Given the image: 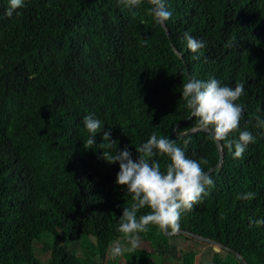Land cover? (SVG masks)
I'll return each mask as SVG.
<instances>
[{
    "label": "trees",
    "instance_id": "trees-1",
    "mask_svg": "<svg viewBox=\"0 0 264 264\" xmlns=\"http://www.w3.org/2000/svg\"><path fill=\"white\" fill-rule=\"evenodd\" d=\"M164 2L170 38L148 15L147 0L132 10L117 0H24L11 18L9 0H0V264H96L93 258L109 253L131 198L116 184L119 163H108L104 152L127 147L136 160L135 148L156 133L189 158L206 159V173L219 164L207 133H174L194 123L181 100L188 73L245 85L239 131L252 132L255 141L239 159L222 146L214 184L182 215L181 230L237 251L248 264H264V225L249 227V217L264 219V129L255 127L257 116L264 119V0ZM185 32L205 43L199 60ZM87 115L102 121L90 149ZM105 132L116 142L111 149L99 146L107 143ZM156 159L162 170L170 162ZM249 191L253 200L236 199ZM178 236L186 235L150 226L139 240L155 252L134 249L125 260L165 264ZM77 244L84 255L70 250ZM197 255L183 252L180 261L194 264ZM212 264L241 262L224 250L213 253Z\"/></svg>",
    "mask_w": 264,
    "mask_h": 264
},
{
    "label": "clouds",
    "instance_id": "clouds-1",
    "mask_svg": "<svg viewBox=\"0 0 264 264\" xmlns=\"http://www.w3.org/2000/svg\"><path fill=\"white\" fill-rule=\"evenodd\" d=\"M117 3L132 10L145 3V0H117ZM147 3L150 5L148 15L156 25L164 26L172 15L164 0H147ZM9 5L6 15L11 18L17 9L24 7V0H9ZM183 40L187 49L193 53L192 59L199 60L201 50L206 47L205 43L196 40L188 32L183 34ZM181 88V100L190 119L194 120L192 130L207 133L208 139L218 146L223 142L222 146L232 153L234 159L242 158L247 146L255 141L252 132L239 131L245 106L238 101L245 94V85L237 82L235 87H229L215 78L201 80L190 77ZM83 125L90 134L84 142V148L90 149L97 144L95 137L101 132L102 121L87 115L83 118ZM255 127L264 129V119L257 116ZM235 132H239L238 139L230 138ZM103 141L107 143L99 144L101 148L111 149L116 144L111 140L110 132L104 133ZM188 143L189 140L184 141L185 147ZM135 149L138 153L136 160L127 147L118 149L115 155L102 153V157H108V163H119L116 184L126 188V197L131 198L130 206H124L119 217L117 232L121 236L109 246L108 255L112 259L137 248L139 234L148 232L150 226H155L165 234L178 233L181 230L182 215L192 212L194 206L207 195V189L214 184L201 166L207 164V160L189 158L174 140L152 133L147 142ZM165 156L170 162L162 170L156 157ZM255 196V193L249 191L238 194L236 199L251 201ZM143 209H148L146 214L138 215ZM254 225H264V219L249 217V227ZM121 241L129 246L126 247Z\"/></svg>",
    "mask_w": 264,
    "mask_h": 264
},
{
    "label": "rangeland",
    "instance_id": "rangeland-1",
    "mask_svg": "<svg viewBox=\"0 0 264 264\" xmlns=\"http://www.w3.org/2000/svg\"><path fill=\"white\" fill-rule=\"evenodd\" d=\"M121 243L125 244L124 241H121ZM36 246L42 247L40 243H37ZM125 246L127 247L129 245L125 244ZM170 247H172L174 255L166 253L164 260L166 261L165 264H182L180 261L182 253L193 250L198 252L194 264H212L213 253L215 252L213 248L214 246L206 242L193 237H189L187 235L183 237L178 236L170 242ZM135 249H141L148 253L155 252V249L149 243H140V240L138 243V247ZM70 250H75L80 256L84 255L85 252L83 246H78V244L74 246L71 245ZM129 252L131 251H126L123 256L116 259L110 258L108 254H105L104 257H95L93 259L96 264H128L124 256ZM219 253H223V251ZM39 256L46 260L49 257V253L44 254L41 252V255Z\"/></svg>",
    "mask_w": 264,
    "mask_h": 264
},
{
    "label": "water",
    "instance_id": "water-1",
    "mask_svg": "<svg viewBox=\"0 0 264 264\" xmlns=\"http://www.w3.org/2000/svg\"><path fill=\"white\" fill-rule=\"evenodd\" d=\"M164 29H165V31H166V33H167V36L170 38L171 37V35H170V31H169V29H168V27H167V25H166V23H165V25L164 26H162ZM171 45H172V47H173V49L175 50V51H177L176 49H175V47H174V45H173V43H171ZM190 78V76H189V73H188V79ZM182 123V122H181ZM180 123V124H181ZM180 124H178V126L180 125ZM196 132H200V131H195V130H191V131H188V132H185V133H183V134H178L177 133V129H175L174 130V133L176 134V135H178V136H187V135H190V134H193V133H196ZM217 147H218V149H219V152H220V162H219V164L216 166V167H214V168H212V169H210L207 173L209 174V175H211L212 173H214L222 164H223V161H224V150H223V147H222V143H221V146H218L217 145ZM165 235H167V236H177V235H187V236H189V237H193V238H196V239H198V240H201V241H203V242H206V243H208V244H210V245H213L214 247V251L215 252H217V253H219V252H222V251H228V252H230V253H232L240 262H241V264H248V262L237 252V251H235V250H233V249H231V248H228V247H225L224 245H222V244H220V243H218V242H215V241H213V240H209V239H207V238H202V237H199V236H197V235H194V234H192V233H188V232H185V231H182V230H180L178 233H176L175 235H172V234H170V233H168V234H165Z\"/></svg>",
    "mask_w": 264,
    "mask_h": 264
}]
</instances>
